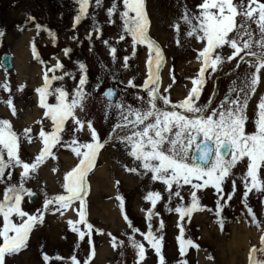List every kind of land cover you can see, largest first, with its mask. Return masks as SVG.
I'll return each mask as SVG.
<instances>
[{"label":"snow or ice","instance_id":"snow-or-ice-1","mask_svg":"<svg viewBox=\"0 0 264 264\" xmlns=\"http://www.w3.org/2000/svg\"><path fill=\"white\" fill-rule=\"evenodd\" d=\"M76 2L79 8L74 18V27L89 16V9L93 6V0ZM94 4L97 8L102 7L103 0H94ZM196 9L191 11L185 6L181 16L173 23L178 45L181 44L182 32L185 38L197 40L201 45L196 49V58L201 66L196 76L191 78L192 87L182 100L173 102L170 95L164 94L168 93V89L164 93L160 91L159 70L164 56L160 46L149 35L150 20L145 0H112L106 12L111 23H115L113 17L117 14L122 21L119 39L131 37L133 55L136 54V46L143 45L147 48L148 56L144 83L137 86L131 80L128 82V87L142 89V94L135 97L136 104L128 103L124 97L116 99L118 94L111 88L103 92L107 101L106 118L113 111L116 113V122L108 137H101L92 120L80 117V113L86 110L90 93L87 90V66L79 61L76 62L78 77L59 60L50 67L46 66L42 74L43 83L35 89L43 117L51 121L50 130L45 129L44 119H41L36 121L41 125L38 134L33 135L32 128H25L18 133L10 120L0 119V264H6V257L27 246L33 229L44 222L46 214L59 212L64 215L62 209H68L76 202L78 220L69 219L67 222L71 230L78 233L80 241L88 237L87 242L91 248L84 264H90L95 255V247L91 245L90 239L94 226L87 219L85 195L89 187L86 185V177L94 169L100 151L112 142L114 135L116 141L123 145L126 155L134 162L135 166L132 167L123 165L126 171L148 176L151 181L165 185V207L179 217L177 240L181 256L186 254L187 248L199 249V245L192 239L185 238L183 222L185 218L190 221L195 212L205 210L198 195L202 190H215V214L220 217L225 206L236 195L239 181L243 186L241 203L245 215L261 228L264 220L258 219L249 203V194L255 190L264 195V95L259 97L256 105L254 131L248 132L246 126L249 121V99L264 83V0H240L239 3L234 0H202ZM238 17H243V22H238ZM28 20L35 21V17L29 16ZM249 22L256 24L259 39L255 38L256 33L251 30ZM35 28L38 33L47 31L55 40L56 34L45 26L35 23ZM93 31H99L95 24ZM3 35L0 32V37ZM87 38L91 40L92 35L89 34ZM104 43L108 45L107 40ZM109 47L115 61L117 48ZM225 48L230 50L228 54H225ZM63 51L68 56L72 50L65 48ZM32 53L38 62L44 63L34 42ZM123 59L127 67L130 58L125 56ZM232 62H235L237 70L241 64H246L245 74L232 81L219 103L215 101V93L206 103H200L208 78L222 65ZM66 77L75 82L71 89L66 87ZM56 82H60V86L54 87ZM25 87L19 85L17 90L22 92ZM0 89L9 93V98L3 102L15 116L18 110L12 99L10 83L0 84ZM99 89L98 83L95 90ZM50 97L55 98L54 103L49 102ZM213 104L216 106L213 107ZM117 130L125 134L119 135ZM85 131L89 136L87 141L82 139ZM66 136L67 140L64 139ZM37 139L42 145L38 153L29 160L23 159V144H33ZM57 147L70 149L77 163L64 174L63 192L50 195L45 190L42 206L29 212L26 210V198L30 200L36 193L27 184L37 176L39 168L48 158L58 159L53 151ZM241 166L246 170L237 176L234 170ZM16 169H20V172L18 179L14 180ZM56 171L58 169L53 168V172ZM229 182L231 187L226 192L225 186ZM185 186H190L187 189L190 193L187 203L182 195ZM116 199L123 209L124 198L117 195ZM144 199L151 204L146 215L147 230L142 232L137 228L125 212L123 219L129 231L124 235L135 250L136 264H142L146 259L145 242L154 250L159 264H166L162 254L163 236L158 235L164 222L161 219L155 230L152 223L153 218L159 215L156 206L164 200V196L159 191H148ZM218 222L223 229V220ZM95 231L104 234L99 229ZM137 234L142 239H137ZM107 235L114 249L124 247V240L111 233ZM42 259L45 264H49L53 258L44 253ZM54 259L63 261L65 258L57 255ZM69 259L71 264H81L75 255ZM248 264H264V234L260 236V246L252 245L249 249Z\"/></svg>","mask_w":264,"mask_h":264},{"label":"rangeland","instance_id":"rangeland-1","mask_svg":"<svg viewBox=\"0 0 264 264\" xmlns=\"http://www.w3.org/2000/svg\"><path fill=\"white\" fill-rule=\"evenodd\" d=\"M201 2L202 0H145L146 12L150 20L149 35L160 46L164 56V62L159 70L160 91L164 93V90L168 89V93L164 94L170 95L173 102H178L186 96L192 87L191 78L196 76L201 66V62L196 58V49L200 48V42L185 38L182 32L181 44L178 45L173 23L181 16L185 6L191 11H196V6ZM234 2L239 3L240 0H234ZM111 3L112 0H103V6L97 8L93 0L89 16L74 27V18L79 8L76 0H0V32L4 33L0 37V84L10 83L12 99L18 110L13 116L11 109L3 102L9 98V93L0 89V119L10 120L18 133L25 128H32L33 135L38 134L41 125L36 121L41 119H44L45 129L50 130L51 121L43 117V110L38 106V94L35 89L43 83L42 74L46 66L50 67L59 60L68 71L78 77L76 62L79 61L87 66L89 81L87 90L90 93L86 101V110L80 113V117L92 120L101 137H108L116 122V113L113 111L106 118L107 101L102 96L103 90L109 86L117 87L118 99L124 97L128 103L136 104L135 97L137 94H142V89L128 87V82L131 80L137 86L144 83L145 62L148 56L147 48L143 45L136 46V54L133 55L131 37H126L125 40L119 39L122 33V21L117 14L113 17L115 23L110 22L106 10ZM29 16L35 17V21H29ZM238 22H243V17H238ZM35 23L54 32L55 40L47 31L38 33ZM249 23L251 30L256 33L255 38L259 39L256 24ZM94 24L99 31H93ZM89 34L92 35L91 40L87 38ZM105 40L108 41V45L104 43ZM33 42L44 63L34 58ZM109 45L117 48L115 61L112 59ZM65 48L72 50L68 56L64 54ZM224 52L228 54L230 50L225 48ZM5 54H10L13 59L14 69L10 72L1 66V59ZM125 56L130 58L127 67L124 66ZM246 71V64H241L238 70L235 68V62L222 65L208 78L200 103H206L213 93H215L216 103H219L228 91L227 88H221V79L227 75L228 82L234 81L242 77ZM65 81L69 89L75 83L67 77ZM98 83L100 89L95 90ZM19 85H26L22 92L17 90ZM58 86L60 82L54 84V87ZM261 95H264V83L249 99L247 109L249 121L246 126L248 132L254 131L256 105ZM49 102L54 103L55 98L50 97ZM215 106L213 104V107ZM117 132L119 135L125 134L121 130ZM64 139L67 140L68 137ZM82 139L85 141L89 139L87 131L82 134ZM41 147L38 139L33 144L25 142L21 151L23 159L29 160L34 157ZM53 151L58 159L48 158L39 168L37 176L27 184V187L37 196L33 204L26 198V210L29 212H34L42 206L45 190L50 195L63 192L64 174L77 163L70 149L57 147ZM106 163H110V166H106ZM123 165L135 166L114 135L112 142L107 143L100 151L94 169L86 177V185L89 187L85 195L87 219L94 226L90 239L91 245L95 247V255L90 264H136L135 250L128 244L127 237L124 235L129 229L123 215L126 212L137 228L142 232L146 231L147 210L151 208L150 202L144 199L148 191H159L164 196V200L156 206L159 215L153 218L152 223L155 230L159 227L161 219L164 222V227L160 229L158 235L163 236L162 254L166 264H183L185 261L186 264H248L249 249L252 245L260 246L264 224L258 228L245 215L241 203L243 186L239 181L236 195L225 206L220 217L215 214L217 200L215 190L208 188L198 194L205 210L195 212L190 221L185 218L183 224L185 238L192 239L199 245V249L187 248L186 254L181 256L177 240L179 217L177 213L169 212L165 207L167 201L165 185L159 181H151L148 176L130 173ZM105 167L108 177L103 178L99 173ZM53 168H57L58 171L53 172ZM245 170L241 166L234 171L239 176ZM19 172L20 169H16L14 180L18 179ZM230 187L229 182L225 186V191H229ZM188 188L190 186H185V190L182 191L185 203L190 199ZM117 195L124 198L123 209L120 207V201L116 199ZM262 202H264V195L261 193L253 190L249 194V203L258 219L264 220V203ZM77 204L78 202L68 209H62L64 215L59 212L46 214L44 222L33 229L27 246L6 257V264H45L42 259L44 253L53 258L49 264H71L69 258L72 255L84 264L91 248L87 242L88 237L85 241H80L78 233H74L67 222L69 219L78 220ZM220 219L223 220V229L218 222ZM80 227L86 231L83 225ZM96 229L104 234L97 233ZM107 233L124 240V247L114 249ZM235 234L238 235L237 238L234 237ZM136 238L142 239L139 234ZM145 247L146 259L142 264H159V258L147 242ZM57 255L65 259L56 261L54 258Z\"/></svg>","mask_w":264,"mask_h":264},{"label":"water","instance_id":"water-1","mask_svg":"<svg viewBox=\"0 0 264 264\" xmlns=\"http://www.w3.org/2000/svg\"><path fill=\"white\" fill-rule=\"evenodd\" d=\"M1 65H2V67H3L7 72L13 70L14 66H13L12 57H11L10 54H5V55H3L2 60H1ZM109 88L115 90V91L117 92V94H118V91H117L114 87H107V88H105V90H104L103 92H106ZM102 96H103V93H102ZM117 96H118V95H117ZM103 97H104V96H103ZM104 98H105V97H104ZM116 99H117V97H116ZM36 199H37V196H36V195L33 196V197L30 199V203L33 204V203L36 201Z\"/></svg>","mask_w":264,"mask_h":264},{"label":"flooded vegetation","instance_id":"flooded-vegetation-1","mask_svg":"<svg viewBox=\"0 0 264 264\" xmlns=\"http://www.w3.org/2000/svg\"><path fill=\"white\" fill-rule=\"evenodd\" d=\"M226 79H228V76L226 75L224 78H222L221 80H222V83H221V88L223 89V88H227V90L231 87V85H232V81H230V82H228V80H226Z\"/></svg>","mask_w":264,"mask_h":264},{"label":"bare ground","instance_id":"bare-ground-1","mask_svg":"<svg viewBox=\"0 0 264 264\" xmlns=\"http://www.w3.org/2000/svg\"><path fill=\"white\" fill-rule=\"evenodd\" d=\"M108 161H109V160H108ZM108 161H107V162H108ZM106 164H107L106 166H110V163H106ZM116 165H117V163H116ZM99 175H101V177H103V178H104V177H105V178L108 177L107 168H106V167L103 168V169L100 171ZM234 237L237 238L238 235L235 234ZM235 240H236V239H235Z\"/></svg>","mask_w":264,"mask_h":264}]
</instances>
